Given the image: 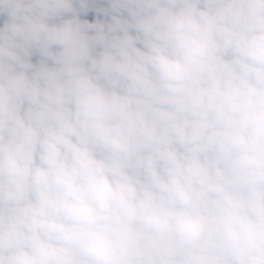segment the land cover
<instances>
[{
  "label": "clouds",
  "instance_id": "1",
  "mask_svg": "<svg viewBox=\"0 0 264 264\" xmlns=\"http://www.w3.org/2000/svg\"><path fill=\"white\" fill-rule=\"evenodd\" d=\"M0 264H264V0H0Z\"/></svg>",
  "mask_w": 264,
  "mask_h": 264
},
{
  "label": "rangeland",
  "instance_id": "2",
  "mask_svg": "<svg viewBox=\"0 0 264 264\" xmlns=\"http://www.w3.org/2000/svg\"><path fill=\"white\" fill-rule=\"evenodd\" d=\"M105 2H106V0H105ZM92 18H95V14H93V17ZM34 59H35V57H34Z\"/></svg>",
  "mask_w": 264,
  "mask_h": 264
}]
</instances>
